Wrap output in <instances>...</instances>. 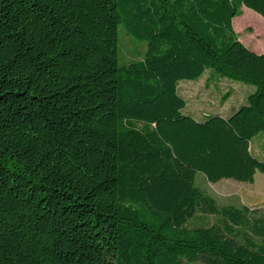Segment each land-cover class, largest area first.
<instances>
[{
	"label": "trees",
	"instance_id": "16d2710c",
	"mask_svg": "<svg viewBox=\"0 0 264 264\" xmlns=\"http://www.w3.org/2000/svg\"><path fill=\"white\" fill-rule=\"evenodd\" d=\"M243 6L264 17V0H0V264H264V213L196 183L264 173ZM121 24L143 58L120 63ZM207 70L254 85L248 103L185 114L178 83Z\"/></svg>",
	"mask_w": 264,
	"mask_h": 264
},
{
	"label": "rangeland",
	"instance_id": "374dc122",
	"mask_svg": "<svg viewBox=\"0 0 264 264\" xmlns=\"http://www.w3.org/2000/svg\"><path fill=\"white\" fill-rule=\"evenodd\" d=\"M251 9L245 8L243 14L237 16L235 23L237 28L241 26L253 27L263 31L259 23H248ZM248 32V31H247ZM241 38H245V32L242 28L238 31ZM119 42V61L128 63L132 60L143 58L147 50L146 42H138L132 36L128 35L123 24L118 30ZM256 87L242 81L222 78L212 74L207 70L196 80H181L178 83V91L185 98L187 104L183 112L192 115L198 120H205L208 115L231 116L240 106L248 103V96L254 92ZM230 91L231 95L223 100V95ZM254 141H264V139H255ZM197 185L212 195L220 206L236 205L243 206L248 204L252 209L264 213V204H255L249 202V199L255 198V192L251 188L250 193L246 192L242 186L244 182L234 179H222L216 183L210 182L204 175L198 174L196 178ZM249 202V203H247ZM218 221L215 214L197 213L196 217L190 220L191 225H211Z\"/></svg>",
	"mask_w": 264,
	"mask_h": 264
},
{
	"label": "crops",
	"instance_id": "0c3cea01",
	"mask_svg": "<svg viewBox=\"0 0 264 264\" xmlns=\"http://www.w3.org/2000/svg\"><path fill=\"white\" fill-rule=\"evenodd\" d=\"M245 8L246 6H243V10ZM235 19L236 18H234V21H233L235 30L238 32L242 28V30H244L245 32V38H241L240 34L238 33L242 42L246 46H248L250 49H252L253 51L258 52V53H264V17L258 12H256L255 10L251 9L250 18H249V21L247 22V24L254 23V22L259 23L263 29V31L260 34H259V30L257 29L255 30L253 27L245 26L246 24L244 26H241L240 28H237ZM252 150L255 155L264 159V141H253ZM244 183L246 185H243L242 188L246 192L250 193L251 188L249 187L251 186H253L252 191L255 192V198L249 199V202L250 203L253 202L255 204H258V203L264 204V173L257 172L255 176V181L253 183H250V182H244Z\"/></svg>",
	"mask_w": 264,
	"mask_h": 264
}]
</instances>
